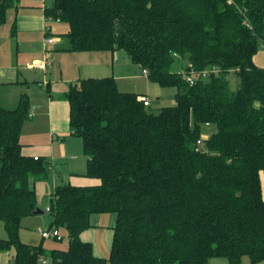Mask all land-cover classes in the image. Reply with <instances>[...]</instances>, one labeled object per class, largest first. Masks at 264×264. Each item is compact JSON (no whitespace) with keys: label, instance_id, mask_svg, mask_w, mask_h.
Instances as JSON below:
<instances>
[{"label":"trees","instance_id":"1","mask_svg":"<svg viewBox=\"0 0 264 264\" xmlns=\"http://www.w3.org/2000/svg\"><path fill=\"white\" fill-rule=\"evenodd\" d=\"M18 1L0 0V24ZM44 16L68 26L66 51H122L150 82L176 89L175 105L154 114L112 77L68 86L70 134L81 139L85 176L99 184L55 189L49 229L64 231L67 249L46 252L19 238L36 208L31 179L47 169L21 152L29 101L0 104V253L12 251L14 264L264 261V68L253 63L264 45V0H52ZM208 67L217 73L202 80L196 73ZM102 214L115 216L105 259L80 239Z\"/></svg>","mask_w":264,"mask_h":264},{"label":"crops","instance_id":"2","mask_svg":"<svg viewBox=\"0 0 264 264\" xmlns=\"http://www.w3.org/2000/svg\"><path fill=\"white\" fill-rule=\"evenodd\" d=\"M20 1L16 4L15 9L18 8ZM46 19L44 16L42 26H28V31L37 27L39 39L36 44L32 43L28 46L31 53L23 64H19L17 60L15 66H0L1 106L9 110L15 109L18 106L20 96L23 94L27 96L29 101V112L32 116L22 126L19 143L22 146L21 152L24 156L32 157L33 160L37 158V160L39 159L47 164L44 173L31 179L36 194L35 207L41 211L42 208H45V212L56 188L63 185L90 187L99 184L98 180L85 176L87 157L84 155L81 139L70 134L69 106L63 97L68 86L81 79L112 77L116 81L120 92L145 96L150 101L146 93L140 94L131 89L133 79H147V76H143L141 69L133 64L126 55H124L125 59L121 58V51L68 52L66 51L68 48L67 41L59 38V35H53L56 26H46ZM58 23L60 22H55V24ZM48 36L54 37V43L41 48L44 38ZM48 52L51 53L48 54ZM42 59L47 60L44 71L29 67L33 61L37 62ZM118 59L125 64L120 63ZM125 60L128 61V64ZM117 63L120 64L117 65ZM253 63L258 68H264V45H261L257 54L253 57ZM115 67H120V69L117 71ZM123 67L126 68L125 71ZM135 68L137 71H134ZM34 72L42 73L41 81H37V77L33 76L32 73ZM53 72L56 76L55 83H53ZM30 82L40 83H37V87L33 88L30 87ZM59 89L61 90L60 96ZM54 94L56 97H54ZM151 105L150 101L149 108ZM155 108L160 109L162 107L155 106ZM262 198L264 200V184L262 185ZM45 212L22 219L19 231L21 242L24 244L27 242L25 235L21 233L24 224L32 227L37 226L35 231L40 238V242L46 240L42 239L38 233V229H41L39 227H42V230H48L50 227L51 217L48 222L46 217L43 216ZM101 219L106 222V225H101L99 222ZM90 224L91 228L83 231L80 234V239L92 245L95 257L108 258L115 216L112 214L93 215L90 218ZM59 233L63 234L64 231L60 230ZM62 240L58 242H62ZM8 257L13 259L12 251L5 254L0 253V264L6 263ZM213 259H209L211 262L208 261V264H228V262H218ZM43 261L44 263H40L45 264V260ZM247 264L251 263L247 261ZM258 264H264V261Z\"/></svg>","mask_w":264,"mask_h":264},{"label":"rangeland","instance_id":"3","mask_svg":"<svg viewBox=\"0 0 264 264\" xmlns=\"http://www.w3.org/2000/svg\"><path fill=\"white\" fill-rule=\"evenodd\" d=\"M52 5V0H21L17 9H9L5 15L4 23L0 24V66H15L18 60L19 64H23V62L28 58V55L31 53L29 49V45L37 43L39 39L37 27H34L30 31H28V26H42L43 18H44V8H49ZM46 18V17H45ZM55 22L51 18L46 19V26H56L53 32V35L61 38L62 40H66L64 35L67 33V25L60 22L55 24ZM15 26V33L11 32L12 27ZM19 26V27H17ZM18 29V30H17ZM17 30V31H16ZM59 31V32H57ZM66 32V33H64ZM17 36V37H16ZM54 38V37H53ZM44 46V41L42 42L41 48ZM55 52V51H54ZM51 52H48L50 54ZM121 58H126L124 52L121 51ZM44 60V59H42ZM41 60V61H42ZM50 61V60H49ZM118 61L122 64H125L120 59ZM34 62V61H33ZM33 62L31 64H33ZM128 64V61L125 60ZM120 63H117L120 64ZM187 65L185 60L177 61L173 66L172 70L174 72H181L183 71L184 67ZM115 70H119L120 67H115ZM125 71V67H123ZM134 71H137L135 68ZM38 73V75H36ZM34 77H37V81H41V74L39 72L32 73ZM53 83L56 81L55 72L52 74ZM94 79V78H89ZM101 79V78H100ZM230 87L232 90H235L238 87V80L230 76ZM116 82V81H115ZM40 82H30V87L36 88V84ZM117 84V83H116ZM42 86V83H41ZM41 89V88H40ZM61 89V88H60ZM59 89L58 93L59 96L61 94V90ZM137 93H146L149 96V99L152 103L151 107L148 109L150 112L156 114L158 113L159 109L155 108L158 107H171L175 105V88H163L157 85L156 83L150 82L148 79L144 78H135L133 79V86L132 88ZM119 90V89H118ZM120 91V90H119ZM54 97L56 95L54 94ZM159 98V100H157ZM161 109V108H160ZM215 131L214 127L205 128L203 133L201 134L200 138H204L206 134L213 133ZM42 211L45 212V208H42ZM46 217V220L49 222L50 215L45 212L43 215ZM103 218V217H101ZM101 225H106V222L101 219L99 221ZM22 227V226H21ZM37 226H30L28 224H24L21 228V233L26 237V243L30 245H40L42 244L43 249L46 252H49L51 249H59V250H66L67 249V239L66 234L61 233L60 236L62 237V242H58L55 239H46L45 241L40 242V238L35 231ZM40 230H42V227ZM6 234L3 229V223L0 221V239H5ZM5 254V253H4ZM10 255V253H8ZM48 258V257H47ZM44 258L45 264H51L50 259ZM213 260L218 262H227L225 259H217L214 258ZM248 258L243 257L242 264H247ZM6 263L3 264H14L13 259L8 257L5 261ZM211 262V261H209ZM41 264V263H40Z\"/></svg>","mask_w":264,"mask_h":264},{"label":"built area","instance_id":"4","mask_svg":"<svg viewBox=\"0 0 264 264\" xmlns=\"http://www.w3.org/2000/svg\"><path fill=\"white\" fill-rule=\"evenodd\" d=\"M44 46L46 45H50V44H53L54 43V39L52 37H45L44 38ZM46 65H47V60L44 59L42 61H37V62H34L33 64H31L29 67L30 68H35V69H41L42 71H44L46 69ZM189 69H190V73L189 75H186L185 76V80L189 83V84H194V81H195V77H194V73L192 72V68L191 66L189 65L188 66ZM142 72V75L143 76H147V71L146 70H141ZM217 73V69L215 67H208L202 71H200L199 73H196L199 78H201L202 80H205L209 77V75H213ZM137 101L138 102H141L145 107H149L150 106V101L148 100L147 97L145 96H138L137 97ZM32 114L29 112V117H31ZM205 138H202V139H199L197 141V145L198 146H202V142L201 140H204ZM34 160L36 161L37 158H34ZM46 211H48V208L46 209ZM38 233L40 235V237L42 239H56L57 241H60L62 240V237L60 236V233L58 230H56L55 228H51V229H48V230H40L38 229ZM39 262L41 263H44V261L42 259L39 260Z\"/></svg>","mask_w":264,"mask_h":264},{"label":"water","instance_id":"5","mask_svg":"<svg viewBox=\"0 0 264 264\" xmlns=\"http://www.w3.org/2000/svg\"><path fill=\"white\" fill-rule=\"evenodd\" d=\"M42 213L43 212L41 210H39L38 208H35L34 211H33V215H40Z\"/></svg>","mask_w":264,"mask_h":264}]
</instances>
